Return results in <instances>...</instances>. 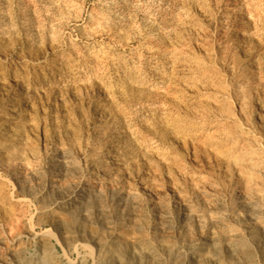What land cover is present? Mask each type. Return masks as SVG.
Here are the masks:
<instances>
[{
	"label": "rangeland",
	"instance_id": "rangeland-1",
	"mask_svg": "<svg viewBox=\"0 0 264 264\" xmlns=\"http://www.w3.org/2000/svg\"><path fill=\"white\" fill-rule=\"evenodd\" d=\"M2 121L0 264H264V0H0Z\"/></svg>",
	"mask_w": 264,
	"mask_h": 264
},
{
	"label": "bare ground",
	"instance_id": "bare-ground-1",
	"mask_svg": "<svg viewBox=\"0 0 264 264\" xmlns=\"http://www.w3.org/2000/svg\"><path fill=\"white\" fill-rule=\"evenodd\" d=\"M235 30H236V33H239L241 34L242 31L239 29V26L236 25L235 27ZM0 130L1 131H5L8 132V126L6 125V121H2L0 123ZM52 150H53V153L51 154V157L53 158V161L55 160L56 158V154H57V148L56 147H52ZM19 165V164H18ZM0 166L6 168L7 170H9L11 168V164L10 162H8L4 157L0 156ZM149 187L147 185H145V189H148Z\"/></svg>",
	"mask_w": 264,
	"mask_h": 264
}]
</instances>
